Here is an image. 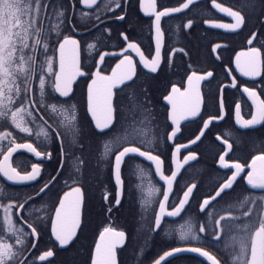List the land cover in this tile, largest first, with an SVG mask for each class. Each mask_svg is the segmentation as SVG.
Masks as SVG:
<instances>
[{"label":"flooded vegetation","instance_id":"1","mask_svg":"<svg viewBox=\"0 0 264 264\" xmlns=\"http://www.w3.org/2000/svg\"><path fill=\"white\" fill-rule=\"evenodd\" d=\"M117 2L121 7H116ZM184 2L186 0H157V10H163L161 6L179 7ZM215 2L224 8L240 11L244 23L235 30L212 26L236 23L233 17L213 7V0H198L182 12L162 17L161 63L157 71L152 72L145 66V62L150 64L156 54L155 18L148 14L151 11L148 0H143V6L142 0H96L91 7L84 0H60L66 9L61 35L78 42L79 68L84 74L78 75L67 98L60 97L48 87L46 102L59 105L67 101L65 108L75 106L80 135L76 137L75 144L71 136L63 139L62 151L61 141L55 135L62 129H57L53 117L57 121L70 120L71 111L56 115L37 108L34 117H30L34 119L32 126L29 125L32 135L15 128L13 136L8 138H14L16 143H31L42 153L37 157L28 151L18 152L11 160L13 167L19 164L28 172L32 164H37L40 171L34 181L10 184L0 175L4 183L26 195L21 203L23 208L18 205L14 210L11 226L16 222L24 233H31L32 229L28 227L31 224L38 233L28 240L21 261L23 264H61L60 257L70 248H77L75 244L82 237L81 242L85 243L91 264L98 238L105 228L126 234V243L117 249L118 264H131L132 257H149L141 264H153L175 248H201L216 257L220 264H232L233 238L238 233L225 230L221 240L214 239V219L221 215L238 216L240 220L236 223L242 224L250 219L244 216L249 209H252V218L264 212V200L260 199L264 196V189H254L248 184L249 173L257 179L264 176V160H256L253 164L254 157L264 153V121L250 128H242L239 123L251 119L257 113L259 102L264 100V0H255L254 7L252 0ZM56 3L57 0H52V4ZM120 16L124 19H118ZM49 17L54 25L58 23L51 8ZM189 20L193 23L186 27ZM59 42L48 43L46 52L47 57L53 59V75L46 77L50 83L55 81L59 72ZM129 44L137 45L140 51L129 48ZM252 48L261 52L255 62L251 57ZM101 55L104 56L103 61L100 60ZM126 57L132 60L133 80L112 89L114 124L106 134H98L96 121L88 112V86L95 78L94 97L97 88L103 92L106 81L99 80L96 73L111 77L117 65H121L117 76L126 74L129 69ZM122 60L125 63L121 64ZM193 72L200 76H206L208 72L213 75L199 82L193 81L187 95H181L189 89L187 78ZM32 82L35 90L33 99L36 94L38 101L39 90L35 89V79L30 87ZM173 87L179 92L173 94ZM245 88L256 93L255 103L249 93L244 92ZM169 95H173L177 105L175 113L172 103L166 99ZM237 104L240 105L239 114L236 112ZM193 107L196 108L195 115L191 112ZM104 114L101 103L96 115L102 121ZM217 116L223 118L212 119L205 128V123ZM149 120L153 141L149 147L151 154L158 155L162 161L160 171H157L155 163L133 156L126 158V163L121 165L118 183L114 156L100 159L104 152L103 144L120 136L122 126L142 127L141 121L147 123ZM45 130L51 132L48 139L43 135ZM173 131L176 135L168 139ZM197 136L199 140H196ZM194 140L196 142L192 143ZM228 144L232 145L231 149ZM81 145L83 152L80 151ZM185 145L187 147H182ZM177 148H180L179 152ZM141 150L148 149L142 146ZM5 154L6 151L0 162ZM190 155H195L196 159L184 164V158ZM77 158L83 159L84 163L81 165ZM235 163L241 164L243 171L232 188L225 190L202 212L203 201L214 196L219 186L236 171L234 167L224 165ZM136 165L141 170H135ZM77 167L81 171L78 172ZM173 171L178 174L169 189L161 176H171ZM45 184L49 187L40 192ZM192 185L196 187L180 215H164L156 229L155 216L160 213V203H165L167 212L173 211ZM77 186L81 187L83 196L80 227L73 241L61 246L52 236L55 210L62 196ZM164 192H168L167 201H164ZM245 200L248 202L241 206ZM226 208L231 211H224ZM207 213H212V218ZM189 224L192 232L182 240L181 232L187 231ZM201 225L206 226L205 233L199 232ZM131 241L134 244L142 241L148 248L133 249ZM49 250L53 255L41 261L39 257ZM183 252L165 264H208L199 253Z\"/></svg>","mask_w":264,"mask_h":264},{"label":"snow or ice","instance_id":"2","mask_svg":"<svg viewBox=\"0 0 264 264\" xmlns=\"http://www.w3.org/2000/svg\"><path fill=\"white\" fill-rule=\"evenodd\" d=\"M111 2V0H109ZM198 0H186L179 7H162L163 10H157V0H148V8L151 11L149 15H153L155 18V32H156V54L155 58L152 59L150 64L145 62L146 67H150L152 72H156L160 63H161V18L170 16L174 13L182 12L185 9H188L190 6L197 3ZM84 3L87 6L91 7L92 4L96 3V0H84ZM143 6V0H142ZM252 6H255V0H252ZM116 7H121L120 3H116ZM213 7L218 10L225 12L227 15L233 17L236 21L233 25H223V24H214V27H226L231 30L239 28L244 23V17L241 15L240 11H233L231 8H224L220 4L216 3L213 0ZM55 14V18L58 23L54 26V30L57 36L61 35V25L65 23V14L66 9L63 4L60 3V0H57L56 4H52V0H0V122H10L12 126L18 129L22 133H26L29 136L32 135V129L29 126L34 122V119H28L29 117H34V110L37 108H42L48 110L49 114L64 115L71 111V119H62L55 120L54 122L57 125V129H62V131H56L55 135L57 139L61 141L62 151H63V139L71 136L73 144L76 142V137L80 135V129L77 127L76 115H75V106H70L65 108L64 105L67 101H64L61 104L52 103L48 104L46 102V96L48 95L47 88L51 87L53 92L59 93L60 97H69L70 95V80L65 79L63 83L61 82V77L59 75L55 76L54 82H49L46 77L53 75V59L50 57H45L43 63L38 62V57L35 53L42 47L43 52L49 50V45L47 43L48 38V29H45L42 26V21L44 19H50L49 10ZM118 19H124L123 16L118 17ZM193 21L189 20L186 27H191ZM255 38V34H253ZM127 39V37H125ZM251 43V40L249 41ZM78 42L75 39H72L68 36H64L62 42H59V52H60V68L63 71L65 67L64 63V51L67 45H71L73 52H75ZM89 47H93L89 45ZM129 48H134L137 52L140 49L135 44H129ZM261 55L260 49L252 48L251 57L253 62ZM104 56H100V60L103 61ZM127 64L129 65L128 72L122 76H117V73L113 71L111 77L100 76L99 72L96 73V76L101 81H106L103 92L99 88L96 89V94L94 97V86L97 85V79H92V83L88 86V112L93 116V119L96 121L95 128L98 131V134H106L109 129L112 128L114 124L113 117V108L111 104L112 89L116 88L118 85H123L125 80L132 81L134 77V70L132 67V60L128 57L125 58ZM141 60L144 61L145 58L141 54ZM125 63V60L121 61V64ZM45 65L47 66V71L45 72ZM121 65H117V68H120ZM73 67L75 68V75H83L80 71L78 63L73 58ZM254 71V67H253ZM247 74V73H245ZM213 74L208 72L206 76L197 75L193 72L188 76L189 89L181 95H187L193 87V81L199 82L202 79L211 77ZM35 79L39 83V101H34V89L30 87L31 81ZM235 86V85H233ZM146 91V90H145ZM179 89L176 87L172 88V93H178ZM244 92L249 93L253 98V102L256 100V93L245 88ZM95 99V106H94ZM166 99L172 103L173 112L177 108L176 103L174 102L173 95H169ZM101 103L104 107V119L101 121L96 115L98 108H100ZM223 105H221V108ZM193 115L196 114V108L191 109ZM236 112L239 114L240 105H236ZM222 116L211 117L208 122L205 123V128H207L208 123L212 119H222ZM147 119V118H146ZM264 121V100L259 102L257 113L252 116L251 119L242 120L240 127L250 128L254 127L256 124ZM175 122V120H174ZM141 126L128 125L122 126V134L116 137L115 140H107L103 144L104 152L100 156V159H108L109 156H114V168H115V177L118 183H120V171L121 165L126 163V158H131L133 156H139L152 161L157 166V171H160V166L162 161L158 155H152L150 147L152 145V131H151V121L147 123L141 121ZM50 127V126H49ZM203 133H201L202 135ZM39 136L40 133H37ZM45 139L50 138L51 132L48 130L43 131ZM176 135V131H173L168 139H171ZM11 132H6L3 135H0V141L8 140L9 137H12ZM200 137L197 136L196 140H199ZM196 141H192L195 143ZM227 143V141H224ZM145 147L148 150H141ZM182 147H187L182 146ZM232 145L228 144V148L231 149ZM19 150H26L30 153H34L37 157L41 156L42 153L37 151L36 148L31 143H16L15 139L8 140L7 144L0 143V153L6 154L3 156V162H0V175L5 177L7 181L13 183H24L28 181H34L39 175V166L37 164H32L31 171L28 172L24 168H20L18 164L17 167H13L10 163V160L14 153H17ZM80 151L83 152L84 148L81 145ZM177 152L180 151V148L176 149ZM79 163L82 165L84 160L77 158ZM196 159L195 155H190L184 158V164H187L189 160ZM221 161L224 160V157H220ZM256 160H264V153L257 155L253 159V164ZM225 167H234L236 171L232 176L225 180V182L219 186V189L216 191L215 195L207 198L203 201L201 205V211H206L207 206L210 205L212 201H215L217 197H220L221 194L228 189H231L233 183L236 181L237 176L241 171H243V166L239 163L232 165L225 164ZM18 168L20 170L18 171ZM135 170H141L139 165L135 166ZM77 171H81L77 167ZM23 172V174H22ZM177 172L173 171L171 176H161L164 179L171 189L173 181L177 177ZM54 179V178H53ZM248 184L254 189H264V176L259 177L258 179L253 176V173H249ZM49 187L48 184H45L44 187L40 189V192H44L45 189ZM196 185H192L187 188V191L184 192V198L179 201L178 206L174 207V210L167 212L165 209V203L161 202L160 213L155 216V228L158 229L162 217L164 215L168 216H178L184 209L185 204L188 201L189 195L192 193ZM81 193V187H74L71 192H66L64 198L59 201V207L55 210L56 219L60 222V227L57 229L56 223H53V234L55 235L56 240L61 246L68 245L73 237L75 236L76 228L79 226V196ZM0 194L11 198L10 194L5 192L4 188L0 186ZM75 194L76 200L72 202V213L71 217L67 213H64L62 216V210L65 209V201ZM164 201L168 199V192L163 193ZM261 200H264V196L260 197ZM245 200L242 202L247 203ZM119 203V200H117ZM13 205L9 204L5 211H8V208H11ZM23 208V204L19 205ZM224 211H231L230 208L223 209ZM210 218H212V213H207ZM245 217H249L247 223L237 224L236 222L240 220L238 216H219L218 219H214L213 226V238L221 240L225 230L229 232L235 230L238 235L233 238V261L232 264H264V212L258 214L255 218H252V209L244 212ZM32 229L31 233H24L22 238L17 239V244L20 247L15 245L0 243V264H17L18 257L22 254V249L27 247V241L33 237L38 236L36 229L32 227L31 224L28 225ZM23 233V229L19 230ZM192 232L191 224L188 225L187 231L181 232V239H186L189 234ZM200 233L206 232V226L201 225L199 227ZM105 233H110L115 239L107 243H97L95 247V255L91 261V264H116L115 259V248L117 244H121L126 239V234L123 231H116L112 228H105L104 232L100 234V241H105ZM195 238V237H193ZM35 247V245H31ZM192 251L199 253L201 256L207 258L210 264H220V261L216 257L210 255L207 251H203L201 248H175L172 251L165 253V256H162L159 260L155 261V264H161V261L165 257L172 256L175 253L182 251ZM53 255L52 251H47L44 255H41L39 259L45 261L47 257ZM23 264V262H21Z\"/></svg>","mask_w":264,"mask_h":264},{"label":"trees","instance_id":"3","mask_svg":"<svg viewBox=\"0 0 264 264\" xmlns=\"http://www.w3.org/2000/svg\"><path fill=\"white\" fill-rule=\"evenodd\" d=\"M51 24H52V21L50 19H44L42 21V26L45 29H49ZM63 36L64 35L57 36L55 41L60 40L61 37ZM39 50L37 51V53H35V55L38 57V62H39ZM36 81L37 80H35V85H36ZM34 99L36 101V94H35ZM28 119H30V117ZM30 125L32 126V124ZM14 131H15V127L12 126L10 122H0V135H3L6 132H11L13 134ZM0 143L7 144L8 140L0 141ZM2 154L3 153H0V158ZM0 186H2L5 192L10 194L11 196V198H9L7 196L0 194V243L11 244V245H15L16 247H20L17 244V239L23 237L24 231L23 233L19 231L20 227L18 223L16 222H13V226H11L10 219L12 216L15 218L14 210L16 209V207H18V205H20L23 202V200L26 198L25 197L26 195L23 191L18 190L4 183L1 177H0ZM9 204L13 206L11 208H8V211L6 212L5 208H7ZM81 239H79L75 244V246L78 245L77 248H70L67 251V253H65L64 255L60 257L61 264H89L90 255L88 254V251H85V243L81 242ZM132 244L134 243L131 241V248L133 249L148 248L146 243L142 241L135 242L133 247H132ZM27 245H28V241H27ZM26 248L27 247H24L22 249V254L18 257L17 264H20V262L23 260L24 254L26 252ZM139 258L140 257H138V260ZM148 258L143 257L142 262L143 261L146 262Z\"/></svg>","mask_w":264,"mask_h":264},{"label":"water","instance_id":"4","mask_svg":"<svg viewBox=\"0 0 264 264\" xmlns=\"http://www.w3.org/2000/svg\"><path fill=\"white\" fill-rule=\"evenodd\" d=\"M74 56H75V59H76V61H77V63H78V66H79V64H80V53H79V48H78V46H76V49H75V52H73V49H72V46L71 45H67L66 47H65V51H64V63H65V67H64V70L62 71L61 70V68H60V59H59V72H58V75L61 77V82L63 83V81L65 80V79H69L70 80V88H71V91H70V94L72 93V91H73V86H74V84H75V82H76V79H77V77H78V75H75V68L73 67V58H74ZM59 57H60V52H59ZM118 69L119 68H116L114 71L118 74ZM113 74V73H112ZM125 82H127V80L125 81ZM33 85H34V82H32V85H31V87L33 88ZM59 94V93H58ZM63 98H67V97H63ZM23 151H26V150H19L18 152H23ZM17 152V153H18ZM14 154H16V153H14ZM13 154V155H14ZM13 157V156H12ZM143 160H145L146 162H148V163H152V164H154V162H152V161H148L147 159H145V158H143V157H141ZM11 160H12V158H11ZM10 160V163L12 164V161ZM1 162H3V158H2V160H1ZM2 176V175H1ZM3 177V176H2ZM6 181H7V179L5 178V177H3ZM8 183H10V184H23V183H13V182H10V181H7ZM25 183V182H24ZM72 191V190H71ZM71 191H68V192H71ZM64 198V195L62 196V198L61 199H63ZM77 198H76V196H75V194H73V196L72 197H70L67 201H65V209H63L62 210V216L64 215V213H67L68 214V216L69 217H71V213H72V202L73 201H75ZM82 205H83V196H82V193H80V196H79V221H80V223H81V214H82ZM59 207V206H58ZM57 207V208H58ZM56 223V226H57V229H59V227H60V222L56 219V215H54V221H53V223ZM80 223H79V226L76 228V232H75V236H76V233H77V231H78V229H79V227H80ZM52 228H53V225H52ZM52 236H53V239L56 241V242H58L57 240H56V238H55V235L53 234V231H52ZM75 236L73 237V239L75 238ZM73 239H72V241H73ZM113 239H115L114 237H112L111 236V234L110 233H105V241H103V242H101L100 241V236H99V238H98V241H97V243H107V242H110L111 240H113ZM71 241V242H72ZM70 242V243H71ZM59 243V242H58ZM69 243V244H70ZM126 243V239H125V241L123 242V243H121V244H117V246H116V248H115V259H116V264H118V259H117V249L118 248H121V247H123V245ZM68 244V245H69ZM67 246V245H66ZM182 253H184L183 251L182 252H179V253H175L174 255H172V256H168V257H165V259L163 260V261H161V264H165L168 260H170V259H172L173 257H176V256H179V255H181ZM94 255H95V250H94V254H93V257H94ZM163 256H165V255H163ZM161 258V257H160ZM159 258V259H160ZM201 258H203L205 261H206V263H208V264H210V262L207 260V258L206 257H204V256H201ZM93 259V258H92ZM158 259V260H159ZM153 264H155V263H153Z\"/></svg>","mask_w":264,"mask_h":264},{"label":"rangeland","instance_id":"5","mask_svg":"<svg viewBox=\"0 0 264 264\" xmlns=\"http://www.w3.org/2000/svg\"><path fill=\"white\" fill-rule=\"evenodd\" d=\"M54 23L52 22V24L50 25V27H49V32H48V39H47V43H50V42H56V43H58L59 41H61L62 39H63V37H61V39L60 40H58V41H55V39H56V37H57V35H56V33H55V31L54 30H52V29H54ZM61 36V35H60ZM49 45V44H48ZM40 50H41V52L43 51V48H40ZM39 50V51H40ZM40 52V55H39V63H43V60H45V57H47V54L45 53V52H42L41 53ZM47 68L45 67V70H46ZM38 88V90H39V83H38V80L36 81V86H35V89H37ZM38 96V95H37ZM38 98V101H39V96L37 97ZM139 242V241H138ZM142 258L143 257H140L139 258V260H138V257H133V260H132V262H131V264H141V262H142Z\"/></svg>","mask_w":264,"mask_h":264}]
</instances>
